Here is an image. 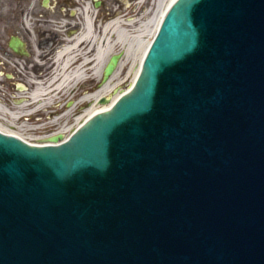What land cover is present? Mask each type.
Here are the masks:
<instances>
[{"label":"water","instance_id":"95a60500","mask_svg":"<svg viewBox=\"0 0 264 264\" xmlns=\"http://www.w3.org/2000/svg\"><path fill=\"white\" fill-rule=\"evenodd\" d=\"M85 121L0 131V264H264V0H173Z\"/></svg>","mask_w":264,"mask_h":264},{"label":"bare ground","instance_id":"6f19581e","mask_svg":"<svg viewBox=\"0 0 264 264\" xmlns=\"http://www.w3.org/2000/svg\"><path fill=\"white\" fill-rule=\"evenodd\" d=\"M142 1V0H140ZM166 1V0H165ZM165 1H159L156 4V10L151 17V19L146 22L140 23V27L136 26V20L133 17H127L126 19L115 18L108 22L100 32H97V29L94 24V14L95 8L89 5L86 6L85 17L83 18L82 28L80 30L75 31L72 35L66 36L65 43L63 46L59 47V49L51 56L50 61L53 62V67L49 68V65L46 66L41 72L47 75V79L36 80V87L32 91H24L21 96H23V100L19 101L17 107H10L8 103L4 104L3 99H0V113H4V109L9 112V114L13 117L17 116L16 113L24 112L25 108H29L30 105H36L38 107L47 105L48 102L54 98L55 96L61 93V96L68 95L72 93L74 90L73 87L80 82V80L84 78H88L91 76L96 77L97 79L102 78L104 68L109 61V58L114 54V50L116 47V41H123L131 38V35H127L126 32H117L116 28L119 26H125L132 31L142 32L138 33V36L144 35L143 33H151L152 38L155 35L159 24L167 10V8L172 4L173 0H169L167 5L164 6ZM90 9V10H89ZM92 10V11H91ZM151 10H149V13ZM142 27V28H141ZM114 30V31H113ZM110 33L111 36L117 37L116 41L108 40L107 34ZM142 41L139 44L138 49L143 48V54L141 57L140 63H138L136 67V73L132 80L131 85L136 80L138 74L141 70L142 60L146 51L148 50L149 44L152 39L148 40L146 43ZM129 47L127 50L129 51ZM122 57L118 63V66L114 70V72L110 75L107 81H100L98 85V89L94 92H87L81 98V101L90 102L91 106L86 109L83 113L76 116V125H70L66 127L65 125L57 126L61 118H64L67 115H71V112L74 111V103L71 102L68 109L64 114L54 118L50 124L51 129H56L52 132H48V134L42 135L40 137H36L35 141L38 143H59L65 138H67L66 132L71 129L74 131L79 127V125L83 124L85 120H88L91 115L97 113L99 109H108L112 106L115 99L119 97L122 93H124L128 88H116L117 84H113L115 78L119 75L120 68L124 63V54L126 51L121 50ZM116 53V52H115ZM48 56L47 53H45ZM69 69V70H68ZM41 75V73H40ZM42 77V75L40 76ZM52 85H54L52 87ZM129 87V88H130ZM113 90H116L115 95L107 97ZM27 92V93H25ZM102 96H106L108 100L106 102H100L99 99ZM21 102V103H20ZM6 105V108H5ZM12 106V105H11ZM30 110H27L26 113H30ZM25 113V112H24ZM18 120L14 119L13 124H15ZM13 126V125H12ZM11 126V129L7 128L6 130L16 132ZM0 128L4 129L2 124L0 123ZM50 129V130H51ZM18 133V132H17ZM61 133L63 134V138H60L57 141L49 140V137Z\"/></svg>","mask_w":264,"mask_h":264},{"label":"rangeland","instance_id":"374dc122","mask_svg":"<svg viewBox=\"0 0 264 264\" xmlns=\"http://www.w3.org/2000/svg\"><path fill=\"white\" fill-rule=\"evenodd\" d=\"M160 0H102V3L98 8H95V4L93 0H77L78 6V16L74 18L76 24H78V30L82 28L83 18L85 17L86 6L91 3V8H95L94 14V24L97 29V32H100L103 27L110 22L111 20L121 17L126 19L127 17H133L136 20V26L140 27V23L146 22L147 20L151 19L155 10L156 4ZM162 1V0H161ZM165 1V0H163ZM169 0L164 2V6H166ZM156 2V4H155ZM90 10V9H89ZM149 10L151 12L149 13ZM92 11V10H91ZM61 26L52 27L53 30L61 33L60 30ZM32 29V39L38 42L39 33L36 32L34 27ZM142 28V27H141ZM118 30V31H117ZM133 30V28H132ZM125 26H119L116 28L117 32H126L127 35H131L130 39L127 40H119L116 41L118 38L111 36L108 33L107 41L113 40L116 41V47L114 50L115 52H119L121 50L126 51L124 54V63L122 68H120L119 75L113 81V84H117L118 88H129L130 84L136 73V67L138 63L141 61V57L143 54L144 49H138L140 42L142 39L146 43L148 40L152 39L151 33H143L144 35L138 36L137 34L142 32L139 31H132ZM114 31V30H113ZM130 48L129 51L127 48ZM31 62L29 64L27 71V79L26 81L29 84L28 91H32L36 87V80L40 79H47L48 76L41 72L46 66L49 65L53 67V62L50 61L51 55L46 56L44 50L38 49L37 54L35 57L31 58ZM41 70V71H40ZM69 70V69H68ZM42 77H40L41 75ZM102 80V78H101ZM100 79H97L94 76L84 78L80 80L78 84L73 87L72 93L68 95L61 96V93L54 98H52L47 105L40 106L36 108V105H30L29 108H25L24 112L16 113L17 116L13 117L4 109V113H0V123L2 126L7 129L12 128L21 134L23 137L31 140H36V137H40L42 135L48 134V132H52L56 129H51L50 124L52 120L62 114L68 109L71 102L74 103V111L71 112V115H67L64 118H61L57 126L69 127L70 125H76V116L86 111L87 108L91 106L90 102L81 101L83 95L87 92H94L98 89ZM54 85H52L53 87ZM26 90H18V89H11V90H0V99H3L4 104L8 103L10 107H17L18 98L22 97L21 94ZM116 90H113L107 97L115 95ZM27 93V92H25ZM20 96V97H19ZM106 97V96H102ZM101 97V98H102ZM100 100V99H99ZM21 103V102H20ZM12 105V106H11ZM6 108V105H5ZM30 110V113H26L27 110ZM15 120H18L15 124H13ZM51 129V130H50Z\"/></svg>","mask_w":264,"mask_h":264},{"label":"flooded vegetation","instance_id":"af4514ba","mask_svg":"<svg viewBox=\"0 0 264 264\" xmlns=\"http://www.w3.org/2000/svg\"><path fill=\"white\" fill-rule=\"evenodd\" d=\"M77 0H0V90L28 88L27 69L38 49L52 56L78 30ZM61 26L60 32L52 27ZM39 33L32 39V28ZM19 38L15 50L12 42Z\"/></svg>","mask_w":264,"mask_h":264}]
</instances>
